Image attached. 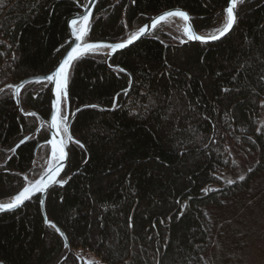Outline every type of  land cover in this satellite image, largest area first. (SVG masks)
Wrapping results in <instances>:
<instances>
[{"label": "trees", "instance_id": "16d2710c", "mask_svg": "<svg viewBox=\"0 0 264 264\" xmlns=\"http://www.w3.org/2000/svg\"><path fill=\"white\" fill-rule=\"evenodd\" d=\"M88 0H3L0 4V199L37 178L50 147L36 130L52 103V85H13L54 70L68 50V20ZM229 0H99L90 41L117 42L176 6L210 33L226 21ZM225 38L181 44L176 23L116 54L77 59L69 79L74 143L63 186L47 195L46 213L69 247L46 224L41 197L0 213V264H210L217 226L213 212L254 192L264 175V0H242ZM11 85L12 87H9ZM106 108V109H105ZM35 115H28V113ZM29 138L17 145L21 140ZM248 160L243 179L226 173ZM131 225V227L129 226ZM83 261V263H81Z\"/></svg>", "mask_w": 264, "mask_h": 264}, {"label": "water", "instance_id": "95a60500", "mask_svg": "<svg viewBox=\"0 0 264 264\" xmlns=\"http://www.w3.org/2000/svg\"><path fill=\"white\" fill-rule=\"evenodd\" d=\"M98 1H99V0H88V2L86 3V5L82 8V11L79 12L78 14L74 15L73 17H71V18L68 20V26H69V30H70V33H71V37H70V39H69V41H68L69 44H70V46H69L68 50L66 51V53L64 54V56L62 57L60 63H61V62L63 61V59L66 57L67 53H68L69 51H71V48H72V47H75V46H77V45H80L81 47H83V45L88 44V43H103V44H115V43H121V42L126 41V40H127V39H128L133 33H135L136 31L139 30V29H137V30L134 31L132 34L128 35L125 39L120 40V41H117V42H110V41H90V40L88 39V34H89V31H90V28H91L92 19H93V14H94L95 7H96ZM239 1H240V0H238V3H239ZM228 6H229V3L227 4L226 8H227ZM226 8H225V12H226ZM237 8H238V5H237ZM237 8L235 9L236 15H237ZM176 9H179V10H182V11L186 12V13L189 15V17H190V20L187 21V22H186V21H183V22L180 21V22H181V32H182V35H183V36L180 38V42H181L182 45H183V44H188V43H194V42L212 43V42L219 41V40L225 38L226 36H228V35H229V34L235 29V27H236V25H237V22H238V16H237V20H236V22L234 23L233 28L229 31V33H227L225 36L221 37L220 39H217V40H211V39H209V40H206V41L193 40V39H189V37L184 33V31H183L184 26H186V25H190V26L192 27V29H193V31H194V33H195L196 35L205 36V37L210 36V35H215V34H217V31H215V32H210V33H200V32H198V31L194 28V25H193V16L189 13V11H188L187 9H185V8H183V7H180V6H176V7H173V8L166 9V10L160 12L159 14H157L156 16H154L152 19L158 17L159 15H161V14L164 13V12L171 11V10H176ZM84 14H89V22H88V25H87V29H88V30H87V32L85 33V35H84L83 37H81L80 39H77L74 30H75V29H78V28H80V27L82 26V23H83V22H82V20H81L80 18H81L82 15H84ZM225 16H226V14H225ZM74 19L77 20V24H76V25H73V24H72V21H73ZM152 19H151L149 22H147L146 24H144L143 26H145V25H149V26H150V25H151V21H152ZM171 19H172V20H169V19H168L166 22H162L161 24H163V23H167V22H172V21L175 22L176 24L178 23V20H177L176 18H171ZM226 21H227V16H226ZM226 21H225V23H226ZM225 23H224V24H225ZM161 24H160V25H161ZM178 24H179V23H178ZM160 25H157V27H155V28H151V27H149V29L145 32V34H143L140 38H138V39H137L136 41H134L132 44L138 42L139 40H141V39H143L144 37H146V36H148L149 34H151V33H152L156 28H158ZM143 26H142V27H143ZM222 27H223V26H222ZM222 27H221V28H222ZM140 28H141V27H140ZM219 29H220V28H219ZM132 44L127 45V46H126L125 48H123V49H117L116 51H113L112 49H109V48H103V49H100V50H98V51L86 52V53H84L83 55H81L80 57H78L77 59H79V58H81V57H83V56H85V55H87V54H91V53H105V54H106V63L108 64V66H109L110 68H114V69H115V68H117V67L111 65V63H110L111 59H112L116 54H118L119 52L125 50L126 48H128V47L131 46ZM77 59H76V60H77ZM76 60H74V61L72 62V64H71V66L68 68V72H67V87H66V89H65L66 94H65V95H62V97H61V101H60V106H59V107H60V114L63 112V109H65V111H66V112H65V113H66L65 116L68 117V120H67V126H68L69 129H70V133H69V134L73 137L74 140H78V139H76V138L74 137V135L72 134L71 126H72L73 120H74V118L76 117V115L78 114V112L81 111L82 109L86 108V107H91L92 105L99 106L98 104L83 105V106H80V107L78 108L79 111H77V110L71 111L68 87H69V79H70L71 69H72V66H73V64H74V62H75ZM60 63H59V64H60ZM58 66H59V65H58ZM58 66H57V67H58ZM57 67H56V68H57ZM56 68H55V69H56ZM55 69L52 70V71H50V72H48V73H46V74H43V75L32 76V77L26 78V79L22 80L20 83L13 85V88H14V94H15V100H16V102H17V105H18L19 110L22 111V112H23V108H22V105H21V93H22L23 88H24L28 83H31V82H48L50 85H52V103H51L50 109H49V111H48V115H47V117L42 118V121H41V123L39 124V126H38V128H37V130H36V132L39 133V132L42 130L43 126H45V125H47L48 128H49V136H48V138H47L45 141L39 143L38 146L36 147V150H35V157H36V155H37V153H38V150H39V148H40L41 146H43V145H48V146L50 147V153H49V158H48V164L46 165L45 169L41 172V174H40L35 180H33V181L30 182V183H27L26 186H25V187H29V186H31V185H35L36 182H37L38 180H41V179L43 178V179L49 184V187H48L46 190H44V191H35V190H33L32 194H31V198H30V199H26V200L23 202L22 205H20V206L14 208V209L0 210V213H2V212H6V211H14V210L22 209L23 207H25L26 205H28V204H29V203H30L35 197L40 196V197H41L42 211H43V215H44V219H45L46 224H48V225H55V228H59V230H60V231H59L60 235H61V233H63V235H61V236H62V238H63L64 241H65V245H66V247H69V246H70V245H69V241H68V238H67L65 232L63 231V229L60 228L56 223L51 222V221L49 220L48 216H47V213H46V200H47V195H48L49 190H50L53 186H55V185H60V186L65 185V184H66V183L72 178V176H73L75 173H77V172L82 168V166L78 167V168H77L76 170H74V171L69 175V177H68L67 179H65V180H63V179L61 178L62 175H63V173H64V170H65V168H66V165H67L68 159H69L70 146H71L72 142L68 141V139H67V135H68V134H65V133H63V132H60L59 135H57L56 130L53 129L52 126H51V123H52V122H51V116H52L53 114L56 113V108H57V105H56V88H55V83H54V82L47 81V80L44 79V77L47 76V75H50L52 72L55 71ZM105 109H106V108H105ZM31 114H32V112L28 113V115H31ZM26 138L28 139L29 136L26 137ZM54 138L57 139L58 141L61 140V139L64 141V144H65V151L67 152L68 158L63 162V163H64V167H63V169L61 170V172H60L58 175H56V176L54 177V179H49V177H48V175H47V172H48V170H49L53 165H55V164L57 163V161H56L55 159H53V157H52L51 144L49 143V141L52 140V139H54ZM27 139L24 138L23 140L26 141ZM78 141H79V140H78ZM80 143L83 145L84 148H86L85 145H84L81 141H80ZM20 145H21V143H19V144L17 145L16 148H18ZM61 181H63V183H61ZM22 190H23V189H22ZM22 190H20V191H22ZM18 194H19V192H18L16 195H18ZM16 195H14V196H12V197H10V198H6V199H0V204H8V203H11L12 200L14 199V197H15ZM64 260H65V258L62 259V261H61L59 264H61ZM81 263H83V261H81Z\"/></svg>", "mask_w": 264, "mask_h": 264}, {"label": "rangeland", "instance_id": "374dc122", "mask_svg": "<svg viewBox=\"0 0 264 264\" xmlns=\"http://www.w3.org/2000/svg\"><path fill=\"white\" fill-rule=\"evenodd\" d=\"M178 23L181 28V22ZM65 112L63 109V116ZM231 154L236 168L226 173L228 181L245 176L248 168V160L240 150L232 148ZM48 158L43 161V170ZM27 178L28 183L36 179ZM213 218L217 226L209 251L210 264H264V175L254 184L252 194L228 201L222 209L213 212ZM78 252L88 263L101 262L91 252L82 249Z\"/></svg>", "mask_w": 264, "mask_h": 264}, {"label": "snow or ice", "instance_id": "6c2138e0", "mask_svg": "<svg viewBox=\"0 0 264 264\" xmlns=\"http://www.w3.org/2000/svg\"><path fill=\"white\" fill-rule=\"evenodd\" d=\"M242 2V0H240ZM3 3V0H0V4ZM238 5V0H229V6L226 8V16H227V21L223 25L222 28L217 29V34L215 35H210V36H200L196 35L190 25H186L183 28L184 33L189 37V39L193 40H201V41H206V40H217L220 39L221 37L225 36L229 31L233 28L234 23L237 20V15L235 12V9L237 8ZM169 18H182L184 21H189L190 17L189 15L179 9L176 10H171L162 13L158 17L152 19L151 25H145L141 28H139L138 31L133 33L126 41L121 42V43H115V44H103V43H88L83 45L81 47L80 45H77L75 47L71 48V51H69L66 55V57L63 59V61L59 64V66L55 69L54 72H52L50 75H47L44 77L45 80L54 82L55 83V88H56V113L51 116V126L53 129L56 130L57 135H59L60 132H63L67 135L68 141L79 145L80 147H83V145L80 143L78 140H74L73 137L69 134L70 129L67 126V120L68 117H60V101L62 95H65V89L67 87V72L68 68L71 66L72 62L76 60L78 57L83 55L86 52H91V51H98L103 48H109L112 49L113 51H116L117 49H123L127 45L132 44L134 41H136L138 38H140L145 32L151 28L157 27V25H160L162 22H166ZM82 20V26L78 29H75V34L76 38L80 39L85 35L87 32V25L89 22V14H84L80 18ZM73 25L77 24V20L72 21ZM9 87H12L9 85ZM91 107H96L95 105H92ZM79 111V109H77ZM31 115H35L32 113ZM61 122H63L64 127L61 128ZM27 139V138H25ZM25 141L21 140L20 143L23 144ZM51 144V150H52V157L57 161L55 165H53L47 172V175L49 179H54L56 175H58L61 170L64 167V161L68 158L67 152L65 151V144L64 141L57 140V139H52L49 141ZM27 179V177H25ZM240 179H243V177H240ZM230 183L232 181H229ZM63 183V181H61ZM49 187V184L42 178L41 180H38L35 185H31L29 187H24L22 191L19 192L18 195L14 197L11 203L8 204H0V210H6V209H14L20 205L23 204V202L26 199L31 198V194L33 190L35 191H44ZM52 227H55V225H50ZM131 227V225H129ZM56 231L59 232V228H56ZM63 235V233H61ZM94 264H98V262H94Z\"/></svg>", "mask_w": 264, "mask_h": 264}, {"label": "bare ground", "instance_id": "6f19581e", "mask_svg": "<svg viewBox=\"0 0 264 264\" xmlns=\"http://www.w3.org/2000/svg\"><path fill=\"white\" fill-rule=\"evenodd\" d=\"M178 21H181V22H183L184 20L182 19V18H176ZM169 20H172L171 18H169ZM60 115V117L62 118V117H64L63 115H62V113L61 114H59ZM61 128H63L64 127V124H63V122H61Z\"/></svg>", "mask_w": 264, "mask_h": 264}]
</instances>
